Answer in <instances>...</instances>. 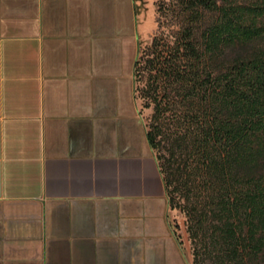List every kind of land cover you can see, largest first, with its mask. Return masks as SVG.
I'll use <instances>...</instances> for the list:
<instances>
[{"label":"crops","instance_id":"1","mask_svg":"<svg viewBox=\"0 0 264 264\" xmlns=\"http://www.w3.org/2000/svg\"><path fill=\"white\" fill-rule=\"evenodd\" d=\"M138 42L133 0H0V264H188Z\"/></svg>","mask_w":264,"mask_h":264},{"label":"trees","instance_id":"2","mask_svg":"<svg viewBox=\"0 0 264 264\" xmlns=\"http://www.w3.org/2000/svg\"><path fill=\"white\" fill-rule=\"evenodd\" d=\"M242 15L233 9L222 10L204 35L203 46L209 55L232 57L230 65L218 74L193 68L190 63L199 62L200 57L188 44L182 47L188 68L179 66L177 50L157 62L156 54L149 56L144 51L138 56L137 48L132 72L134 83L136 69L143 61L140 70L146 64H157L159 70L153 69L163 76L162 85L152 80L147 90L144 88L157 122L146 125L145 136L168 205L174 199L172 189L188 187L192 177L206 183L221 181L218 211L226 217L221 232L231 252L238 250L240 241L257 251L264 247V48L241 52L253 38L262 36L264 29L246 25ZM160 89L162 96L157 94ZM179 99L193 107L183 106L177 112L169 109L173 119L163 127L165 135L155 140L163 123L162 106H175ZM159 146L164 147L163 152ZM241 208L246 230L239 235L232 217L239 215Z\"/></svg>","mask_w":264,"mask_h":264},{"label":"rangeland","instance_id":"3","mask_svg":"<svg viewBox=\"0 0 264 264\" xmlns=\"http://www.w3.org/2000/svg\"><path fill=\"white\" fill-rule=\"evenodd\" d=\"M134 4L139 27L138 56L146 51L150 53L149 56L156 54L157 62H161L177 50L179 66L188 68L182 48L183 44H188L192 45L200 57L199 62L190 65L201 72L207 68L215 75L230 65L232 57L209 55L203 46L204 35L211 25L218 21L222 10L233 9L235 12H242V21L246 25L264 29V0H135ZM263 31L262 36L253 38L241 49L243 54L264 48ZM142 65L143 61L136 69L133 94L146 129V125L157 123L153 121V103L149 101L146 90L152 80L162 85L163 76L157 71V64L155 67L146 64L144 69L140 70ZM153 68L157 69L156 73ZM157 94L162 96L161 89ZM179 100L175 106H162L163 123L155 140L165 135L167 130L163 127L166 123L169 126L173 119L169 109L173 111L175 108L177 112L183 110V106L185 109L193 107L189 103L186 105L184 99ZM159 148L161 152L164 151L163 146ZM160 151L158 150L161 155ZM190 180L188 187L182 190L172 189L174 199L168 205L173 233L181 244L188 264H264V247L257 251L240 241L238 250L231 252L227 237L221 232L226 217L218 211L223 194L221 181L206 183L196 177ZM242 210L241 208L239 215L236 216L235 213L232 217L239 235L246 230Z\"/></svg>","mask_w":264,"mask_h":264}]
</instances>
